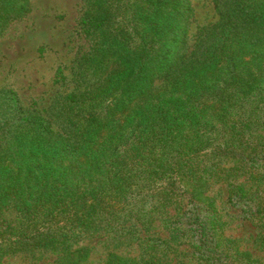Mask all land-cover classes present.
Wrapping results in <instances>:
<instances>
[{"label": "trees", "instance_id": "obj_1", "mask_svg": "<svg viewBox=\"0 0 264 264\" xmlns=\"http://www.w3.org/2000/svg\"><path fill=\"white\" fill-rule=\"evenodd\" d=\"M82 1L73 89H0V264H264V0Z\"/></svg>", "mask_w": 264, "mask_h": 264}, {"label": "rangeland", "instance_id": "obj_2", "mask_svg": "<svg viewBox=\"0 0 264 264\" xmlns=\"http://www.w3.org/2000/svg\"><path fill=\"white\" fill-rule=\"evenodd\" d=\"M198 24L210 20L211 0H190ZM25 2V11L11 12L0 22V89L11 91L24 108H48L57 94L69 93L75 83L72 74L77 60L85 54L89 42L83 36L80 20L85 12L82 0H12L16 6ZM8 104L5 92L0 95V110ZM227 233L242 238L243 248L251 246L253 227L238 222ZM91 264H102L103 244L93 241ZM86 246V244H85ZM30 255H13L4 264H47ZM179 264H201L181 257Z\"/></svg>", "mask_w": 264, "mask_h": 264}]
</instances>
